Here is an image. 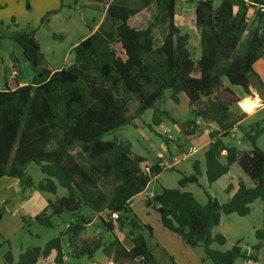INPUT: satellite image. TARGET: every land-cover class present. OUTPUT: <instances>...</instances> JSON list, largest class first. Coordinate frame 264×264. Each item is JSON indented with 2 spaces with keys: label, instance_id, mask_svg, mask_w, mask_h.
<instances>
[{
  "label": "trees",
  "instance_id": "16d2710c",
  "mask_svg": "<svg viewBox=\"0 0 264 264\" xmlns=\"http://www.w3.org/2000/svg\"><path fill=\"white\" fill-rule=\"evenodd\" d=\"M218 1V6L215 0L196 2L194 23L201 45L197 61L188 49L189 35L176 23L179 0H113L97 30L74 47L73 63L58 71L48 69L34 31H18L10 38L22 48L34 76L28 85L0 91V180L17 179L24 191L53 196L59 187L66 190V196L49 199L44 211L33 218L41 226L54 228L53 217L72 214L71 223L59 237L44 248H28L17 264H37L53 254L55 264H67V259L93 261L99 252L113 264H161L144 234L135 230L139 227L131 218V203L167 168L134 153L131 143L106 137L126 126L137 127L136 121L150 109L156 111L154 126L162 124L163 116L175 121L170 113L156 109L168 90L175 102L182 93L189 99L195 117L188 123L189 134L200 130L198 120L217 126L204 154L209 184L228 175L238 163L252 185L240 181L233 195V186L228 185L226 203L207 194V203L202 205L191 192L181 189L198 183L197 162L195 174L184 176L180 188H162L150 201L165 229L188 246L204 249V264L208 260L234 264L247 256L240 243L227 252L214 249L213 244H226V238L214 234V229L223 215L245 217L254 202H264V151L257 145L264 126L255 123L248 131L241 127L247 115L241 112V99L231 88L242 87L250 96L254 80L264 101V83L254 70L264 57V14L256 12L257 27L244 42L249 27L245 0ZM250 1L264 5V0ZM151 9L155 14L146 28L130 25ZM157 27L166 30L160 46L154 35ZM236 130L251 143V151L240 153L225 143ZM31 164L45 176L39 183L27 172ZM83 207L101 222V232H97L101 237L84 238L92 220L82 215ZM129 226L128 249L119 232ZM144 228L153 235L152 227ZM256 236L264 245V233ZM3 245L0 241V249ZM13 263L9 250L4 264ZM170 263L175 264L172 258Z\"/></svg>",
  "mask_w": 264,
  "mask_h": 264
},
{
  "label": "rangeland",
  "instance_id": "374dc122",
  "mask_svg": "<svg viewBox=\"0 0 264 264\" xmlns=\"http://www.w3.org/2000/svg\"><path fill=\"white\" fill-rule=\"evenodd\" d=\"M196 2L197 0H179L176 15L178 27L183 34H188L190 37L188 49L194 61L199 60L201 57L199 35L194 23ZM218 4L219 1L215 0V5L218 6ZM105 9V6L99 0H0V20L3 23L1 33L3 32L2 34L6 35L8 46L14 44V46L19 48V45L10 38L18 31H34L36 33L35 38L41 46L47 66L58 71L73 63L74 47L84 38L89 37L93 31H96V26L100 25L105 18ZM154 14V9L144 12L132 20L130 25L137 29H144L153 20ZM254 14L253 18L249 21L248 31L244 35V42L257 27V13L254 12ZM165 33L166 30L163 27H157L155 29L154 35L157 46L162 44ZM19 49L21 50V48ZM26 61L27 59H25ZM20 71V81L31 83L34 76L32 74V68L26 70L22 66ZM226 83L228 82L226 81ZM255 84L257 85L256 82ZM231 88L240 98L247 96L242 87L231 86ZM254 93L257 94L255 91ZM246 103L241 101L239 104L241 112L247 115L241 127L248 131L249 126L255 123H261L264 126V106L257 108L255 110L256 112L249 114L250 112H248L247 106H245ZM136 106V103L132 104V113L135 111ZM156 109L170 113L175 121L163 116L162 124L158 127L154 126L152 118L156 111L155 109H150L143 114L141 119L136 121L137 127L133 125L126 126L114 135L107 136L106 139L111 140L113 137H117L119 140L131 143L134 153L145 157L153 164L163 163L167 165L173 157H179L182 153L188 152L192 148H196L197 152L183 160L173 170H164L158 178L149 184L144 192L145 195H158L161 193L162 188H180L179 182L181 179L184 176H193L195 174L194 165L198 162L199 166V161H201L202 168L198 176V183H189L185 188L181 189L191 192L202 205L207 203V194L217 198L221 204L226 203L229 199V195L225 192L226 187L231 185V183L238 187V183L243 181L241 179H244L246 184L252 185L251 180L243 172L238 163L231 166L230 173L227 176L222 177L212 185L209 184L206 172L204 171L206 167L204 154L211 142V132L216 130L217 126L206 123L203 120H198L196 122H199L197 126L200 127V130L194 134H189L190 128H188V123L195 117L192 114L189 99L184 93L180 94L178 96V102H175L172 98V91H166L162 100L157 103ZM162 128L169 130L171 133L165 137L162 134ZM243 139L244 134L236 130L231 138L225 139V143L238 148L240 153L242 151H251V143L247 141L243 142ZM257 145L264 151V134L258 139ZM223 161L225 162L224 159ZM27 172L35 183H39L45 178L40 168L35 164H31ZM6 180L10 179L5 178V183ZM13 191L14 188L11 192ZM66 194V190L59 187L57 196L47 193L42 194V196L44 199L54 200L55 197L61 198L66 196ZM29 198L28 191L24 193L20 190L15 199L10 200L13 202L7 200L6 204L3 203L0 205V241L4 243L0 249V264L5 263V255L9 250L14 255L13 264H17L19 255L28 248H44L49 241L59 237L61 232L72 221V214L66 212L61 217H53L54 228L41 226L34 221L30 206L27 208L24 207V209L20 208L23 200L28 204L30 201ZM132 201L131 218L134 219L137 228L139 227L135 230L138 232L140 230L144 234L148 246L161 264H171L168 259L165 261V253L162 247L164 236L161 234V229H159L161 226L159 224L160 215L156 210L155 203L152 201ZM29 204L31 205V203ZM82 215L92 220L91 224L87 226L84 238L101 237V234H97L98 231L101 232V222L96 215L91 213L87 207H83ZM145 225L153 228L152 236L144 228ZM161 228L163 232H166L163 227ZM130 230H132L131 226L127 227L124 232H119L120 239L124 245L129 246L130 244L127 238ZM260 231L264 233V202L256 201L251 205L250 214L245 217H240L236 214L222 216L219 226L214 229V234H222L226 238V244L223 246L213 244V248L227 252L240 243L242 250L245 247L249 255L237 258L234 264H264L263 241L256 236V233ZM172 237L176 239V242L171 243V250L175 249L177 253L185 255L188 248L190 252L198 255L201 259H206L202 247L192 248L179 236L174 234ZM105 238L107 239V236ZM66 262L67 264H73L68 259ZM81 262L87 264L90 261L83 260ZM206 263L211 264V261L208 260ZM40 264H55V254L48 260L40 262ZM89 264L113 263L109 259L107 261L106 257L99 252L96 254L92 263ZM119 264L141 263L121 262Z\"/></svg>",
  "mask_w": 264,
  "mask_h": 264
},
{
  "label": "crops",
  "instance_id": "0c3cea01",
  "mask_svg": "<svg viewBox=\"0 0 264 264\" xmlns=\"http://www.w3.org/2000/svg\"><path fill=\"white\" fill-rule=\"evenodd\" d=\"M99 1H100V3L102 5L105 6V8H106L105 9V13H106L108 5L113 0H108V1L99 0ZM254 12L255 11L249 10V12H248V21H250L253 18V16L255 15ZM2 26H3V23L0 20V33L2 31V28H1ZM98 26L99 25L96 26V30H97ZM93 32H95V31H93ZM2 33L0 34V91H5L7 89L15 90V89H17L20 86L30 84V83H27V82H21L20 79H19L20 78L19 76H20V73H21L20 68L22 66L26 70L31 68V66H30L28 61L25 62L26 58H25V55H24V52H23L22 48L20 46H18L19 48H21V50H20L19 48H17V46H14V44H10V46H8V42H7L8 39L6 40V35H4ZM199 44H200V41H199ZM48 69L56 71V70H54V69H52L50 67H48ZM254 70H255L256 74H258V76L260 77L262 82L264 83V57L262 59H260L256 63V65L254 66ZM13 71L17 72V77L16 78H12V76H11ZM32 74H33V71H32ZM250 90H251V95L250 96H246L244 98H240L239 95H237V96L241 99V101L243 103L247 102L246 103L247 105L245 104V106H247V107L250 104L255 103V102H259V103L262 102V103H260V104H262V106H260V108L263 107L264 106L263 105V100L261 101L262 98H261V95L259 93V90H258L254 80H253V86L251 87ZM254 91L257 92V94H255ZM250 100H252V101H250ZM255 110H254V112H256ZM249 114H252V113H249ZM242 141L244 142L246 140L243 139ZM207 144H209V143H207ZM207 144H206V146H207ZM199 162H200L199 167L201 169L202 168L201 161H199ZM204 171H206V167L204 168ZM4 179L5 178L0 180V202H1L0 205L3 204V203L6 204L7 200L8 201L14 200L15 197L18 195V192L20 190H22L24 193L26 191H28V194L30 195V198H29L30 201L27 204L23 200V202L21 203V207H20L21 209H24V207L27 208V207L30 206V208H31L30 210H31L33 218L44 211V209L47 206V202H48L49 199H44L42 194H40L37 191L32 190V189L24 191L22 189L21 185H20V182L17 179H10L9 178L10 180H6V183L4 182ZM241 180H243V182H245L244 179H241ZM231 185L233 186V191L231 193L233 195L237 191L238 187H237V185H234L233 183H231ZM13 188H14V191L11 192V190ZM153 196H154L153 194L152 195H145V193H142V194L138 195L137 197H135L133 200L134 201H138V202H143V201L146 202V201H150ZM10 202H13V201H10ZM29 203H31V205ZM159 222H160L159 224L161 225L159 229H161V234L164 236L163 243H162L163 246L162 247H163V250H164V253H165V261L168 259L169 262H170V259L172 258L174 260L175 264H204L203 263V259H201L198 255H195L193 252H190V250H188V248L186 250V254L185 255L177 253V251L175 249L171 250V247H172L171 243L172 242H176V239L172 237V235H174V233H172V232L168 231L167 229H165L163 227V225H162L160 220H159ZM161 227H163L164 231H166V232H163V229ZM119 238H120V236H119ZM169 242H170V244H169ZM122 243H123V241H122ZM126 247H128V249H129L130 248V244H129V246L126 245ZM160 247H161V244H160ZM180 248H181V245H180ZM243 249H244L243 251L246 253V255H249L248 251L245 250L246 248L243 247ZM106 259L108 261V258H106ZM89 263H92V261H90ZM89 263H87V264H89ZM73 264H84V263L77 262V263H73ZM205 264H208V263H205Z\"/></svg>",
  "mask_w": 264,
  "mask_h": 264
},
{
  "label": "built area",
  "instance_id": "2783aa9c",
  "mask_svg": "<svg viewBox=\"0 0 264 264\" xmlns=\"http://www.w3.org/2000/svg\"><path fill=\"white\" fill-rule=\"evenodd\" d=\"M245 3H246V7L249 10H252L255 12H260L261 14H264V5H254L250 0H245ZM11 76H12V78H16L17 72L13 71ZM196 124L199 125V122H196ZM161 131H162V134L164 136H167L171 133L169 130L163 129V128L161 129ZM234 133H235V131H234ZM196 152H197V149L192 148L188 152L182 153V155L179 157H173L169 164L166 165V164L161 163V165L165 166V168H167V169H173L176 166H178L180 163H182L183 160H185L186 158H188L189 156H191L192 154H194ZM113 219H118V215H113ZM37 264H40V262ZM249 264H251V263H249Z\"/></svg>",
  "mask_w": 264,
  "mask_h": 264
},
{
  "label": "bare ground",
  "instance_id": "6f19581e",
  "mask_svg": "<svg viewBox=\"0 0 264 264\" xmlns=\"http://www.w3.org/2000/svg\"><path fill=\"white\" fill-rule=\"evenodd\" d=\"M259 107H260V103H259V102H255V103L250 104V105L247 107V110H248V112L252 113V112H254V110H255L256 108H259Z\"/></svg>",
  "mask_w": 264,
  "mask_h": 264
}]
</instances>
